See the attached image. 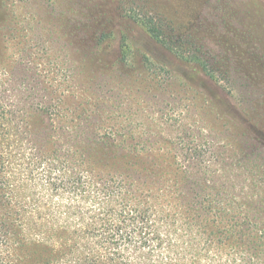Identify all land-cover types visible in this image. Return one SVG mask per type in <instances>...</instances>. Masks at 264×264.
Here are the masks:
<instances>
[{"label":"rangeland","instance_id":"374dc122","mask_svg":"<svg viewBox=\"0 0 264 264\" xmlns=\"http://www.w3.org/2000/svg\"><path fill=\"white\" fill-rule=\"evenodd\" d=\"M134 16L153 19L168 45ZM108 136L134 152L126 172L142 174L136 188L122 168L86 155ZM0 146L24 183L14 211L34 245L73 247L59 264L80 255L86 243L73 232L94 219L118 213L137 233L120 184L162 232L153 248L180 246L167 233L182 234L178 212L191 214L196 193L224 189L231 239L207 234L187 246L203 256L211 249L209 264H264V0H0ZM169 165L190 174L181 188ZM197 165L209 167L208 189L197 185ZM81 170L93 180L92 201L76 182Z\"/></svg>","mask_w":264,"mask_h":264},{"label":"trees","instance_id":"16d2710c","mask_svg":"<svg viewBox=\"0 0 264 264\" xmlns=\"http://www.w3.org/2000/svg\"><path fill=\"white\" fill-rule=\"evenodd\" d=\"M132 18L147 31L153 40L162 45H168L161 28L153 19L141 16ZM129 51L127 38L124 37L119 60L121 64L127 61ZM194 61L199 62L203 69L213 76L205 63H201L198 59H194ZM146 63H148V60H146ZM132 153L134 152L122 150L117 144V139L113 136H108L94 148H90L86 155L91 157L93 154L97 165H101V167H109L108 165H111V167L122 168L120 175L133 179L132 187L136 188L134 183L140 181L142 174L126 172L127 170L134 171L131 165H133V160L136 159V156ZM84 157L80 156L77 158V164L82 167H84ZM11 158L12 154L8 152L7 148L0 146V179L4 177L0 181V264H59L63 260L65 250L72 252L74 249H72L73 247L65 246L63 243L52 245L46 242V244L34 245L40 242L34 240L35 238L31 232L30 234L27 233L29 227L25 218L16 215L14 211L16 207L15 201L18 199L17 193L24 186V183L21 180H17L14 174H10L9 168L7 169L8 165L11 164ZM162 158L163 156L158 154L156 162L157 159L162 160ZM168 169L173 170L172 165H169ZM193 169L199 177L197 185L203 187L202 190L208 189L206 182L210 176L209 167L197 165ZM152 171L156 172L155 170ZM117 172L119 171L117 170ZM82 174L87 175L88 171L81 170L77 174L78 180L76 182L80 188L85 187L84 192L90 198L89 200L92 201L91 199L95 197L93 180L92 178H87L88 181H84ZM159 174V172H156V175ZM174 175L177 177L174 184L177 188H181L186 183V177H190V174L184 168L180 173H176L173 170L170 177ZM95 178L99 179L97 176ZM88 188L90 190L85 191ZM118 189V196L126 197L123 209L126 215L133 218V225L138 226L137 233L128 232L125 229L128 220L118 213H114V216L111 215V221L106 224L105 219H94L88 225L87 231L82 229L81 231L73 232L78 239L86 244L84 246L79 245L80 255H74L71 264H169L166 262L169 256H174V258L169 260L170 264H209L204 258L207 259V254L212 250H206V255L203 256V253L195 245L189 244L187 246V242L193 240L202 243L207 234L209 236L219 235L222 239H231L230 236L234 232V228L232 226L229 228V224L224 221L225 219L228 220V215L231 214L228 206V203L232 202L231 196L223 192L224 189L215 194L206 192L202 196L196 193L197 206L193 205L191 214L184 216L180 211L178 212L179 217L185 220L183 228H181L182 234H179V230L172 229L167 232L168 241H177L180 246L171 247L170 245L168 248H153L154 243L161 240L162 232L150 226L151 214L149 210L146 209L142 212L139 208L140 203L132 200L131 194L124 192L121 184ZM235 210H239V208H235ZM160 214L162 213L160 212ZM163 217L166 218V215ZM99 224L102 226L105 224L104 232H100L96 228L93 230L89 229V227ZM222 230L226 232L223 234ZM63 234L65 232L60 233V235ZM170 237L173 238L170 239ZM44 238L45 240L52 239L50 234H46ZM106 245L111 247L113 251L106 248ZM103 250L106 251L104 256L101 255Z\"/></svg>","mask_w":264,"mask_h":264}]
</instances>
